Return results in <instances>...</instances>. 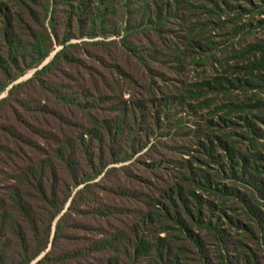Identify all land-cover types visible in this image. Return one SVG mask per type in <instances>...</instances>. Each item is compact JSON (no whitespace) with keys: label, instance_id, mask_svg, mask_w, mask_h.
I'll return each mask as SVG.
<instances>
[{"label":"trees","instance_id":"16d2710c","mask_svg":"<svg viewBox=\"0 0 264 264\" xmlns=\"http://www.w3.org/2000/svg\"><path fill=\"white\" fill-rule=\"evenodd\" d=\"M229 1L0 0V264H264V40L233 68L246 79L212 81L231 99L223 118L189 131L193 143L181 145L183 121L167 110L179 98H162V121L141 101L118 102L135 80L115 64L116 46L132 70L155 74L173 55L174 26L187 39L204 25L198 11L219 25Z\"/></svg>","mask_w":264,"mask_h":264},{"label":"rangeland","instance_id":"374dc122","mask_svg":"<svg viewBox=\"0 0 264 264\" xmlns=\"http://www.w3.org/2000/svg\"><path fill=\"white\" fill-rule=\"evenodd\" d=\"M227 4H230L231 6L227 7ZM227 4L221 5L218 3L220 10H216L215 13L218 15L220 21L219 25L216 23V16L208 12L198 11L199 15H196L193 19L199 20V22L204 25L200 30L194 28L187 39L184 38V32L179 26L173 27V31L176 33L173 34L174 37L170 40L171 42H174V45L171 46L172 49L170 51H164V55H173L161 57V62L164 63L162 65L157 64L153 68L158 74H149V69L142 67L132 70V65H135L137 62L133 60L131 62L132 58H127L125 55L126 52L119 46H116L113 53V58L115 64L118 65V68L128 72L132 79L135 80L131 88L122 87L121 101L118 100V102L122 103L129 100L130 97L135 101H141L145 105L143 110L150 107L153 112L157 111L159 120L162 121V114L160 113V103L162 98H167L169 100L171 96L180 99L179 103L177 100L169 102L167 110L170 115H175L172 118H176V120L177 118H181L183 121V131L187 132V134L182 138L183 142L181 145L184 141L192 143L195 141V139H192V134L189 133V131H195L194 129L197 125L201 126L205 117H212L213 121L223 118L224 111H221L222 109L220 110V108L227 104L228 99H231V97L223 98L219 94L220 90L217 89L218 85L212 83V81L216 78H221L229 82L236 76L240 79H246L247 77L243 75H237L235 73L236 70L233 68H238L239 66L241 67L246 64L247 61L245 58L248 56L246 54L248 45L264 40V26H257L256 24L259 21H264V0H230ZM233 7H236L235 10H233ZM248 23H250V26L244 27ZM112 39L113 37H110L106 41ZM137 40L141 41V38L137 37ZM190 40L193 42L190 43ZM83 41L84 40H76L71 41V43H77L79 46L81 45L84 50H89L86 46H82ZM206 42L212 43L211 45H207L208 48L211 49L198 48L194 45V43H199L201 45ZM143 44L144 43H142V45ZM60 48L61 47L55 45L52 52L43 63H45ZM183 54H185L186 57L180 62L181 60L177 59V57H182ZM199 56H212V58L209 57L206 62H200L197 60ZM77 57L80 58L78 54ZM254 58H258V54L255 53ZM81 59L84 65L90 64L89 60H86L83 55L81 56ZM249 61L252 62L253 57L249 56ZM194 62L198 63V65L194 64ZM32 72L33 70L26 72L17 81L29 78ZM253 74L256 73L253 72ZM54 78V82L57 84L66 81L64 75L60 72H55ZM208 82H211L212 84L210 83L207 87ZM200 85H203L204 87H201ZM247 92V95L250 96V94L258 92V89L248 88ZM231 94L238 93L236 90L231 89ZM4 95L5 93H2L0 94V97H3ZM258 95L264 100V89H260ZM203 98H206V100H203ZM34 99L38 101L36 98ZM38 99H41V103L43 104H46L47 102L49 103L51 100L50 97L46 99L44 97H39ZM239 99L241 100L242 98L239 97ZM202 100V109L196 111L195 107L199 105L198 103L202 102ZM117 109H119V107H113L109 109V112L106 111L104 113L107 116V114H112L113 111L117 112ZM175 111L177 113H175ZM252 112L254 113V110ZM230 115L231 114L227 116ZM238 116L240 115L234 114L232 120L240 123L241 121ZM36 120H38L39 125H42L48 132L56 129L57 125L47 116L40 115L37 117L36 115L35 120L29 118V121L35 123ZM168 121L169 120H167V122ZM254 122L257 128H263L258 121L254 120ZM223 127L224 126H222V128ZM227 130L230 131V129ZM38 144L43 148L45 147L44 144ZM258 144L259 149L262 148L261 150L264 151V140H259ZM47 151L48 150H46V152ZM27 154L32 158L38 157L35 152L30 151ZM136 156H134L133 159H135ZM178 156L186 158L187 155L183 156L182 153ZM133 159L114 166L118 167L120 165L129 164L134 161ZM140 161L144 160L140 159ZM3 186H5V183L0 181V188Z\"/></svg>","mask_w":264,"mask_h":264}]
</instances>
